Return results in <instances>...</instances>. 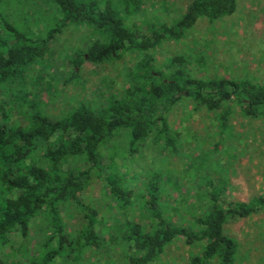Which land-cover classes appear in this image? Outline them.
<instances>
[{"label":"rangeland","instance_id":"rangeland-1","mask_svg":"<svg viewBox=\"0 0 264 264\" xmlns=\"http://www.w3.org/2000/svg\"><path fill=\"white\" fill-rule=\"evenodd\" d=\"M76 1H95L102 9L109 4L123 16L124 0ZM191 1L138 0L134 7L127 4L137 12L125 22L135 24L141 32H147L150 23L171 26ZM54 15L55 5L44 0H0V39H9L5 22L37 35L53 25L59 17ZM97 37L87 25L66 27L50 42L46 59L23 72L21 78L0 85V119L17 126L22 114L31 111L50 120L66 117L79 107L98 113L111 97L123 94L129 85L127 73L140 60V52H127L109 63L85 62L75 69L77 75H72V55L86 51ZM150 52L157 70L166 69L170 58L184 57L186 68L197 78L224 77L264 85V0H238L232 15L213 22L199 19L181 40H166ZM218 112L183 98L166 115L172 134H178L174 146L164 138L156 143L147 139L131 151L129 129L118 130L100 150L99 169L104 178L118 179L131 190L130 205L122 210L107 181L93 169L80 196L97 211L96 232L103 238L102 244L86 247L81 253L72 250L86 220L74 202H65L58 209L65 250L49 264H127L134 245L121 238L125 221H135L146 230L155 224L145 197L150 182L161 192L157 206L161 217L189 230L195 228V216L210 204L207 191H220L223 198L244 202L264 198V118L247 117L232 105L227 126L221 130ZM47 145L38 142V154H43ZM91 164L77 157L63 167L87 170ZM39 166L47 167V163ZM18 194L13 191L9 197ZM52 225L50 218L40 213L30 221L26 236L20 230L8 234L0 243V264H32V259L42 258L44 244L54 233ZM224 233L238 244L235 264H264V209L229 220ZM204 244L178 239L166 246L153 264H188Z\"/></svg>","mask_w":264,"mask_h":264},{"label":"trees","instance_id":"trees-1","mask_svg":"<svg viewBox=\"0 0 264 264\" xmlns=\"http://www.w3.org/2000/svg\"><path fill=\"white\" fill-rule=\"evenodd\" d=\"M44 1L55 5V15L59 17L40 34L3 23L9 39H0V85L21 78L23 72L46 59L51 51L50 42L70 25H87L98 36L86 51L72 55L73 76L77 75L75 69L85 62L109 63L127 52H140L142 56L127 73L129 85L123 94L111 97L98 113L79 107L66 117L50 120L38 111H31L22 114L17 126H9L7 120L0 119V243L15 230L26 236L30 221L40 213L50 218L54 228L53 236L44 244V255L32 259V264H49L65 250L66 236L58 212L65 202H74L86 220L72 250L81 253L86 247L102 244L103 238L96 232L97 211L80 196L91 180L93 169L107 181L122 210L130 205L131 190L118 179L104 178L99 169L100 150L118 130L129 129L131 151L147 139L156 143L164 138L174 146L178 134H172L166 115L183 98H192L195 105L209 111H219L221 130L227 126L232 105L238 106L247 117L264 118L263 84L214 76L197 78L186 68L184 57L170 58L166 69L157 70L150 52L166 40H181L199 19L213 22L232 15L238 0H192L171 26L150 23L147 32L125 22L131 13L137 12L126 7L127 4L131 7L138 0H124L123 16L109 4L102 9L95 1L84 4L76 0ZM38 142L48 143L43 154L37 152ZM77 157L92 163L91 167L87 170L63 167L70 158ZM40 162L47 163V167L39 166ZM13 191H19L15 198L9 197ZM207 192L210 204L204 213L195 216V228L189 230L161 217L157 211L161 192L150 182L145 197L155 224L146 230L135 221H125L121 238L134 245L127 264H153L166 246L181 238L186 244L205 242L188 264H235L238 244L225 235L224 224L257 214L264 209V198L230 202L220 198V191ZM55 237L57 246L52 245Z\"/></svg>","mask_w":264,"mask_h":264},{"label":"crops","instance_id":"crops-1","mask_svg":"<svg viewBox=\"0 0 264 264\" xmlns=\"http://www.w3.org/2000/svg\"><path fill=\"white\" fill-rule=\"evenodd\" d=\"M224 194L227 195L228 192H227V191H224ZM220 198H221V199H225V200L230 201V202H244V201H237V200H233V199H232V200H228L227 198H223V197H222V194L220 195Z\"/></svg>","mask_w":264,"mask_h":264}]
</instances>
